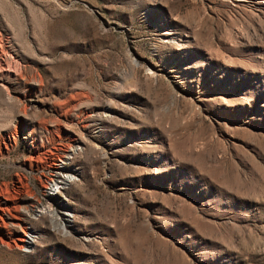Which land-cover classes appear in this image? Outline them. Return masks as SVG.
<instances>
[{"label":"rangeland","instance_id":"obj_1","mask_svg":"<svg viewBox=\"0 0 264 264\" xmlns=\"http://www.w3.org/2000/svg\"><path fill=\"white\" fill-rule=\"evenodd\" d=\"M0 264H264V0H0Z\"/></svg>","mask_w":264,"mask_h":264},{"label":"bare ground","instance_id":"obj_2","mask_svg":"<svg viewBox=\"0 0 264 264\" xmlns=\"http://www.w3.org/2000/svg\"><path fill=\"white\" fill-rule=\"evenodd\" d=\"M72 153H74V151ZM63 166H64V162L61 159H59V163L55 164V171H56L55 172V184L56 185H66L67 183H69L71 181L70 176H68V177L61 176V173L64 169ZM22 234L23 235L18 238V243H14V247L16 249L21 250V251H25L28 247H30L32 245V241L30 239L29 231L25 230L24 232H22Z\"/></svg>","mask_w":264,"mask_h":264}]
</instances>
